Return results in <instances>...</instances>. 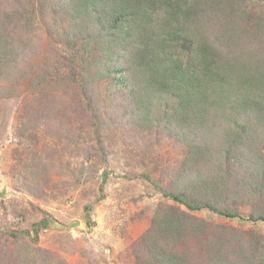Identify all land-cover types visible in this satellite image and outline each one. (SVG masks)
<instances>
[{"label": "rangeland", "instance_id": "obj_1", "mask_svg": "<svg viewBox=\"0 0 264 264\" xmlns=\"http://www.w3.org/2000/svg\"><path fill=\"white\" fill-rule=\"evenodd\" d=\"M244 1L252 16L237 24L254 31L264 1ZM20 5L30 19L6 17ZM60 6L59 0H0V44L8 38L17 50L0 60V264H152L143 236L161 205L210 224L188 242H169L172 249L189 250L182 252L192 264L206 263L211 248L204 239L216 238L220 226L226 254L227 246L248 251L264 241V222L247 219L257 212L241 199L225 204L241 214L229 218L189 210L166 195L182 190L189 150L167 126L174 98L128 71L115 76L111 66L107 73L95 22L81 21L79 37L70 41L64 34L70 27L64 9L70 7ZM210 16L198 39L207 37L227 58L260 46L264 59L261 37L220 39L231 25ZM115 63L126 69L122 58ZM256 129L255 147L264 155V125ZM205 136L213 146L224 139L220 129ZM158 227L156 222L154 237Z\"/></svg>", "mask_w": 264, "mask_h": 264}, {"label": "trees", "instance_id": "obj_2", "mask_svg": "<svg viewBox=\"0 0 264 264\" xmlns=\"http://www.w3.org/2000/svg\"><path fill=\"white\" fill-rule=\"evenodd\" d=\"M59 3L63 8L70 7L64 9L70 22L64 34L70 41L79 37L76 33L83 26L81 21L95 22L96 40L101 38L103 53L107 54L104 62L107 73L111 66L115 67V76L119 71H128L147 88L174 98L176 105L172 114H167V126L187 143L189 150L183 163L182 190L166 195L189 210L209 209L229 218L241 214L225 204L241 199L253 205L252 212H257L250 213L247 219L264 222V155L255 147L256 125H264L262 48L259 45L260 51L245 48L227 58L207 37L198 39L206 32L202 20L211 15L218 17L219 23L231 25V30L218 36L220 39L235 43L248 33L250 40L259 37L264 40V17H256L253 20L256 30L248 32L237 24L239 19L244 21L252 16L242 6L246 5L244 0H59ZM28 14L25 5L5 13L9 19L24 22L25 18L30 19ZM92 35L93 31H89L83 39L87 41ZM6 40L0 44L2 62L15 49ZM116 58L125 61L126 69L116 65ZM247 117L253 119L255 126ZM218 129L223 131L224 139L213 146L205 135ZM175 209L159 206L153 227L143 236L152 264H192L182 252L186 249H172L169 242L185 243L203 228L209 229L207 221L187 212L176 213ZM86 211L85 218L90 223L89 206ZM42 222L47 223V219ZM156 222L158 235L154 237ZM220 227L216 238L204 239L211 248L205 264H264V241L258 240L248 251L242 246L241 251L232 252L227 246L231 257L224 253L226 241L221 237L225 226ZM166 239L168 243L163 245Z\"/></svg>", "mask_w": 264, "mask_h": 264}]
</instances>
